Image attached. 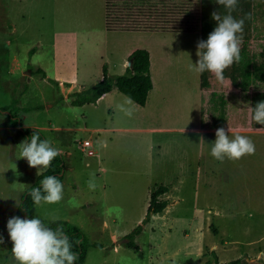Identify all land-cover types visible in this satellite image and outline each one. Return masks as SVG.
Wrapping results in <instances>:
<instances>
[{
    "label": "rangeland",
    "instance_id": "obj_1",
    "mask_svg": "<svg viewBox=\"0 0 264 264\" xmlns=\"http://www.w3.org/2000/svg\"><path fill=\"white\" fill-rule=\"evenodd\" d=\"M135 2L115 0L109 18ZM141 5L150 18L164 13L166 31L109 32L104 0H0V264H17L7 222L38 178L18 147L27 140L23 130L34 128L63 150L64 194L57 204L35 205L33 218L49 226L67 221L99 244L85 264H264V128L226 131L248 136L254 155L213 158L217 112L210 92L207 105L197 97L196 72L189 70L200 38L199 0ZM135 44L156 46L155 71L168 104H158L150 118L117 91L113 101L71 105L73 93L100 81L103 67L111 76L124 74L120 52L111 49ZM263 50L264 0H254L250 54L259 62ZM251 92L225 93V114L228 105L250 103ZM6 106L17 108L15 119L1 110ZM86 139L94 156L82 149ZM161 185L168 206L143 225L150 193ZM139 224L133 251L122 243Z\"/></svg>",
    "mask_w": 264,
    "mask_h": 264
},
{
    "label": "trees",
    "instance_id": "obj_2",
    "mask_svg": "<svg viewBox=\"0 0 264 264\" xmlns=\"http://www.w3.org/2000/svg\"><path fill=\"white\" fill-rule=\"evenodd\" d=\"M152 0H137V2L128 5L123 10H127L125 14L117 13L114 20L109 18V7L115 6V0H104L105 8V28L109 32L118 30L130 32H151V31H166L164 24L169 21L164 17V13L155 16L156 12L151 15H144L142 3ZM115 8V7H114ZM152 10H155L152 8ZM216 11L221 15L226 14L225 9L216 3V0H199V41H207L208 36L217 23L212 19V13ZM142 13V14H141ZM251 16V19H246L244 23L243 41L240 46L241 59L238 63H234L229 69H226L224 75L226 77L223 83H219L213 74L209 72L199 73L201 91L210 92L212 95L213 109L217 112L214 123L217 127L225 129H261L264 126L257 125L252 120V112L250 108H254L258 102L264 101V91L251 92V88L256 85H264V50L260 53L261 60L255 61L250 54V44L253 36L254 24V0H239L238 9L233 13L237 19L245 16ZM160 16H163L160 18ZM176 32L174 30H171ZM131 66L127 67L124 74L119 76H111L107 73L106 67H103V76L99 82L87 90L75 92L72 94L71 105L83 106L85 104H95L106 93L117 89L128 99L131 98L137 106L144 107L147 102V97L153 88V82L150 75V57L145 49L134 51L130 57ZM37 74L45 73L41 69L36 70ZM227 92H251L250 103L248 104H233L228 105L227 115L225 114L226 99L224 94ZM16 107L6 106L2 111H6L10 118L15 119ZM17 120V119H16ZM34 132L39 133L41 139H46L38 129H24L23 135L27 140ZM63 156H57L52 162L47 171L38 176L36 183L31 186L22 198V203L15 217L22 219L33 218V204L29 193L32 188L41 187L40 181L46 176H56L63 181L64 172ZM168 192L166 186L156 187L149 196V204L147 213L142 224L150 221L152 215L161 214L167 208L168 202L162 199V196ZM139 224L126 237L123 245L127 248L138 251V246L135 243V237L140 234L143 225ZM56 229L62 227L64 234L73 243V251L78 254V259L75 264H85L88 250L91 248H100L99 244L91 243L85 234L76 226L67 221H55L50 225ZM238 261H231L229 264H236ZM215 264H220L218 261Z\"/></svg>",
    "mask_w": 264,
    "mask_h": 264
},
{
    "label": "clouds",
    "instance_id": "obj_3",
    "mask_svg": "<svg viewBox=\"0 0 264 264\" xmlns=\"http://www.w3.org/2000/svg\"><path fill=\"white\" fill-rule=\"evenodd\" d=\"M225 9L224 15L214 11L212 19L217 26L208 36L207 41L197 44L195 64L189 65L190 71L203 74L209 72L219 83L226 79L224 72L241 59L240 46L243 41L244 23L251 16L239 19L233 16L237 11L239 0H216ZM132 104L131 98L127 101ZM252 120L264 126V101L258 102L250 108ZM131 115V111H128ZM231 132L230 129H228ZM201 141L203 138L201 137ZM21 159H26L29 167L38 169L37 176L43 174L51 166L57 156L63 155V150L54 147L50 139H41L39 133L34 132L29 140L19 146ZM255 144L246 135L236 134L234 138L226 133L225 128L216 130V140L212 143L211 156L223 163L225 159L239 161L244 156L255 154ZM41 187L32 188L29 193L33 204H57L62 201L64 186L56 176H46L40 181ZM89 190L98 187L95 173L89 174L87 181ZM19 206V204H17ZM7 231L13 244L12 254L17 264H75L78 254L73 251V243L64 234L62 227L56 229L45 224L39 217L22 219L12 217L7 222ZM4 240L0 237V244Z\"/></svg>",
    "mask_w": 264,
    "mask_h": 264
},
{
    "label": "crops",
    "instance_id": "obj_4",
    "mask_svg": "<svg viewBox=\"0 0 264 264\" xmlns=\"http://www.w3.org/2000/svg\"><path fill=\"white\" fill-rule=\"evenodd\" d=\"M114 32H125L126 33V32H130V31L118 30V31H114ZM161 32H163V31H161ZM149 33H158V31H151ZM198 34H199V30H198ZM116 49L118 50L117 53L120 52V56H121V60H122V66H123L124 70L127 68V61L129 60L130 55L134 51H136L138 49H145L149 53V57H150V75H151V79H152V82H153V88L151 89V91L148 94L147 102H146L145 106L144 107H140V106H137V105H135V106H137L140 109H142L143 111H145L146 115H148L149 118L152 117L153 114H154V111L156 109V106L158 104H160L162 102L165 103V104H168L171 101V96L168 93H166L165 86L163 88V85L159 84V82L162 83V82H164V80L160 81V79L157 77V73L155 71L156 70L155 69V57H156V52H157L156 46L152 45V44H135L133 46H121V47L115 46V47H113L111 49V52H115ZM160 50H161V54L167 55V53H164V52H167L166 49L161 47ZM195 52H197V49H196ZM197 60H198V57L196 56V53H195V63L197 62ZM163 74H165V71H164ZM196 76H197L196 86H197V88L199 90V91H197V97H200L202 99V104H204L206 102L205 105H207L208 99H209L208 96H209L210 93L209 92H205V91H201L199 73L196 72ZM115 91L118 92L117 89H113L111 92L104 94L97 101V104L102 102V101H107V100H112L113 101L114 98H117V95H113V94H115L114 93ZM225 99H226V97H225ZM111 105H113V103ZM206 115L209 116V113H206ZM225 130L227 132H229L227 129H225ZM230 130H231V132H234V131H236V132H238V131H241V132H243V131H246V132L254 131V129H250V128H248V129H230ZM115 240H116V238H115ZM115 250L118 251L117 248H115Z\"/></svg>",
    "mask_w": 264,
    "mask_h": 264
},
{
    "label": "built area",
    "instance_id": "obj_5",
    "mask_svg": "<svg viewBox=\"0 0 264 264\" xmlns=\"http://www.w3.org/2000/svg\"><path fill=\"white\" fill-rule=\"evenodd\" d=\"M81 145H82L83 151H86L88 156H94L95 155V151L93 149V145H92V142L90 140H88V139L84 140Z\"/></svg>",
    "mask_w": 264,
    "mask_h": 264
},
{
    "label": "water",
    "instance_id": "obj_6",
    "mask_svg": "<svg viewBox=\"0 0 264 264\" xmlns=\"http://www.w3.org/2000/svg\"><path fill=\"white\" fill-rule=\"evenodd\" d=\"M131 64H132L131 61H129L128 66H131ZM27 74H30V72H28Z\"/></svg>",
    "mask_w": 264,
    "mask_h": 264
}]
</instances>
